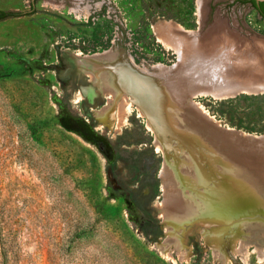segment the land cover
I'll return each mask as SVG.
<instances>
[{"label": "rangeland", "instance_id": "rangeland-1", "mask_svg": "<svg viewBox=\"0 0 264 264\" xmlns=\"http://www.w3.org/2000/svg\"><path fill=\"white\" fill-rule=\"evenodd\" d=\"M72 1L0 0L21 12L0 18V264H264V213H226L264 167V93L195 98L206 117L179 111L166 148L150 121L166 98L130 62L182 49L242 75L264 63L262 16L243 0H206L202 19L198 0H116L132 38L113 42L117 24Z\"/></svg>", "mask_w": 264, "mask_h": 264}, {"label": "bare ground", "instance_id": "bare-ground-1", "mask_svg": "<svg viewBox=\"0 0 264 264\" xmlns=\"http://www.w3.org/2000/svg\"><path fill=\"white\" fill-rule=\"evenodd\" d=\"M205 1L206 0H198L197 2L198 3V13H199L200 18L202 17V12L204 10ZM85 10H86V14H88L87 8H85ZM183 31H185L186 33H189L190 35L195 34L193 30L191 29L184 30L183 28ZM222 37H225V36H222ZM216 39L217 38H215L213 41H215ZM202 47H205V46H202ZM191 50L190 52L192 53ZM202 50L203 48L200 51ZM193 51H195L194 47H193ZM108 52L109 51H103V52L99 51L94 54H87L86 57L92 58L94 56H102ZM177 53L179 55L178 62L175 61V63L173 64H168V63L156 61L157 63L150 65V66L142 65V64L139 65L136 63L134 58L130 57L131 64L135 68H137L139 73L149 76L150 79L153 81L154 85L159 90V92H161L166 98V104L164 106L165 108L164 114L166 116V119L165 120L163 119L162 121L157 115L156 117H150L152 127L156 129L158 135L160 137L166 136V138L164 139L166 141V144H165L166 148L170 145L169 136L172 134L173 136L177 135V133H175L174 130L178 129V127L180 128L179 125L181 124L182 121L180 119L179 111L181 112L182 116L185 117L186 121H189L188 118L192 119L193 117L196 116L191 112L192 111L191 109H193L194 111L206 117L207 114L205 110L203 109L201 103L196 101L195 98L209 95L214 98H218L219 100V99L228 98V97L230 98L235 97V96L241 95L242 93H252V94L264 93V63H258V62L254 63V61L250 63V65L247 63L248 66L245 67L243 70L239 71V73L241 72L242 75H238L235 72H232V71L230 72V71H225L223 69H220L219 67L220 63H216V61L209 60L206 57H201L203 54L200 52L193 54L191 56H185L186 54H184L183 50L179 49ZM186 53H189V51ZM235 55L237 54L235 53ZM252 56H250V60H253L251 58ZM232 57L233 59L236 58L234 56ZM246 57L247 56L243 57V60H245L244 58ZM227 60L229 61V59ZM256 60L258 61V58ZM232 61L234 62L235 60H232ZM246 61L247 60H245V62ZM222 62H221V65H222ZM231 66L232 68H234L233 65ZM258 139L259 141H261V143L264 144V136H260L258 137ZM258 160L259 159H254V162L251 161L250 164H253V163L259 164ZM261 163H262L261 165L263 166L264 158ZM263 168L264 167H262V170L259 167H256V168L253 167V169L249 168L252 173L247 174L245 176V179L249 184L248 190L246 191V193L245 192L241 193V194H244V196L243 197L239 196L237 200L242 199V198H247V197H249L250 200H247L244 203L240 204L239 207H237L238 205H234V207L231 210L229 209L230 211L226 212L228 215H230V213L234 214L233 212H237V209L240 211L241 214H246V215H250L255 212L264 213V169ZM227 177L229 178V175ZM229 198L231 199L234 197L230 196ZM231 201L233 203L236 202L234 199ZM215 216L216 215H214V217Z\"/></svg>", "mask_w": 264, "mask_h": 264}, {"label": "built area", "instance_id": "built-area-1", "mask_svg": "<svg viewBox=\"0 0 264 264\" xmlns=\"http://www.w3.org/2000/svg\"><path fill=\"white\" fill-rule=\"evenodd\" d=\"M57 1L58 0H44L43 3L53 6L52 4H56ZM243 1L250 3L251 6L254 7L250 1ZM72 3L73 6L69 7V11L78 18L82 17L89 21V19L95 20L102 15L112 20L113 23L115 22L117 25L115 26L113 42L123 40L124 38H132L128 21L125 22L126 18L116 0H73ZM33 4H35V0H33L32 5ZM85 8H87L88 14H86Z\"/></svg>", "mask_w": 264, "mask_h": 264}, {"label": "trees", "instance_id": "trees-1", "mask_svg": "<svg viewBox=\"0 0 264 264\" xmlns=\"http://www.w3.org/2000/svg\"><path fill=\"white\" fill-rule=\"evenodd\" d=\"M247 1H250L253 4L254 8L258 11V13L264 19V2H257L256 0H247ZM10 15H21V12L0 11V18H4Z\"/></svg>", "mask_w": 264, "mask_h": 264}, {"label": "crops", "instance_id": "crops-1", "mask_svg": "<svg viewBox=\"0 0 264 264\" xmlns=\"http://www.w3.org/2000/svg\"><path fill=\"white\" fill-rule=\"evenodd\" d=\"M170 22H171V19H167V23L164 27L167 28V27H172L170 25ZM160 23V24H158ZM162 23V20L156 22V24H151L150 25V29H151V32H152V35L156 38L157 41L161 42L160 39H158V31L157 29H162V25L164 24H161ZM199 23V22H198ZM201 24V23H200ZM186 35V34H185ZM188 36V35H187ZM184 54H186V56H188V54L183 50ZM173 53H176V52H173Z\"/></svg>", "mask_w": 264, "mask_h": 264}, {"label": "water", "instance_id": "water-1", "mask_svg": "<svg viewBox=\"0 0 264 264\" xmlns=\"http://www.w3.org/2000/svg\"><path fill=\"white\" fill-rule=\"evenodd\" d=\"M257 2H264V0H256Z\"/></svg>", "mask_w": 264, "mask_h": 264}]
</instances>
